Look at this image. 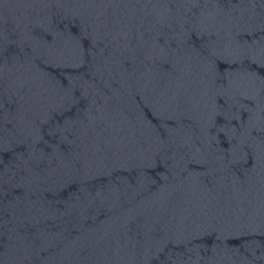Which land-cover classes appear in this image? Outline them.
Masks as SVG:
<instances>
[{
    "label": "water",
    "instance_id": "water-1",
    "mask_svg": "<svg viewBox=\"0 0 264 264\" xmlns=\"http://www.w3.org/2000/svg\"><path fill=\"white\" fill-rule=\"evenodd\" d=\"M0 264H264V0H0Z\"/></svg>",
    "mask_w": 264,
    "mask_h": 264
}]
</instances>
